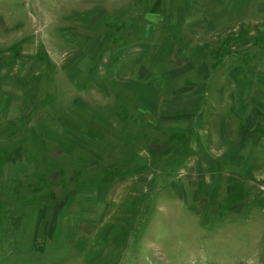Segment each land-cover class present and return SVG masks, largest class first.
<instances>
[{"label":"rangeland","instance_id":"1","mask_svg":"<svg viewBox=\"0 0 264 264\" xmlns=\"http://www.w3.org/2000/svg\"><path fill=\"white\" fill-rule=\"evenodd\" d=\"M223 93H264V0H0V264H264V130L201 155Z\"/></svg>","mask_w":264,"mask_h":264},{"label":"crops","instance_id":"2","mask_svg":"<svg viewBox=\"0 0 264 264\" xmlns=\"http://www.w3.org/2000/svg\"><path fill=\"white\" fill-rule=\"evenodd\" d=\"M184 47L181 48V53L177 54L180 58H184L186 57V62L187 64L183 63V64H179V62H175V66H169L171 69L168 71H153L151 72L149 68H145V67H141L139 70V73L137 74L138 77V85L136 86V89H134L137 93H139L140 97L142 98L141 95L143 96H147V95H151V97L147 96L148 98H150L149 100L150 103H147L146 100L144 98L143 101L146 102V105L150 106L152 105V108L156 106L157 101L153 99V94H156L159 89L158 86L160 87V83L162 81V75H166V74H186V71L188 68H190L191 66V62L192 60L188 59V54H186L184 52V49L188 50V42L185 44L184 43ZM178 58V57H177ZM200 59H202V57H200ZM169 62V61H168ZM180 65L178 67H176L177 65ZM198 64H200V68L202 69H207L206 68V64L204 63V61L202 60L201 63L198 62ZM152 68V66H150ZM176 68H179L180 70H177ZM153 70V69H152ZM154 75L155 79L148 82L146 85H142L140 84L142 81L141 80H146V78L150 75ZM161 78V79H159ZM189 78V76H188ZM136 82V83H137ZM147 82V81H146ZM135 86V85H134ZM205 88V84L199 85V86H195L193 88V90L191 91L192 93H189L188 95H183L182 96V92L184 89H181L180 93L177 94L176 96H182L183 97H187V99H190L187 104V106L185 107H181L180 109L176 110L175 112L179 111L181 113H178L180 115H182V112L184 109H187L190 111V113H193V111L196 110V108L200 105L201 100H200V96L199 92ZM219 94V93H217ZM222 94V93H220ZM223 96V101H228L229 102V97H230V102H229V107H231L232 109L230 110L232 117L230 118V121H223L222 123L216 119V114L218 111V113H221L222 111L225 110L224 106L220 103V97ZM221 96H216V100L214 101L215 105L213 107V112L214 115H211L209 118V124L210 127H212V131L210 134H212L210 137L212 139V142L215 141H220V144L224 149V151L222 152L221 155H219L220 158H218L214 153H201V155L203 154V156H207L210 157V159L212 160L211 162L213 164H217V165H225V164H237L239 166V164H243V161L241 163V160H243V155H241L240 153V149L241 147L245 144V143H249V145L251 143H253L254 145V141L256 139H254V136H256L257 134H261V133H257L258 131H263L264 130V93H261L260 97L258 98V94L256 95H252V94H229V93H223V95ZM168 102V101H167ZM165 102V103H167ZM191 102V103H190ZM236 102H238V104H236ZM160 105V102H159ZM162 113L164 114L163 118L166 115H170L172 114L171 111L169 112V110L164 106V104L162 105ZM234 112H236L234 114ZM170 113V114H169ZM186 113V111H185ZM192 116V115H191ZM180 117V116H179ZM190 118V117H189ZM189 118L187 120H178V121H173L170 122L171 123H177V124H182L181 126H178L179 128L183 129V128H188L190 125V122L188 121ZM169 123L168 121H166L164 124ZM184 124H188L186 126H183ZM164 126V125H163ZM178 127H173V128H164V129H171L173 130L174 128ZM204 131V130H203ZM202 131V132H203ZM182 132V131H181ZM214 132H216V134H218L216 137L214 135ZM222 136H227L229 138H231V141L228 140H223L221 138ZM262 135V134H261ZM259 136L258 140H260L261 142L258 144L260 146V148H264V136ZM53 137V136H52ZM200 155V156H201ZM226 156V160H221V157ZM256 159L260 158V159H264V152H262L261 154H258L254 156ZM238 171H240V169H238ZM237 171V172H238ZM242 171H245V169H242ZM241 173V171H240ZM1 192L4 191V189H0ZM1 195V193H0ZM17 197V196H15ZM44 218V217H43ZM45 220V218H44ZM46 227H48L47 223H46ZM45 227V228H46Z\"/></svg>","mask_w":264,"mask_h":264},{"label":"trees","instance_id":"3","mask_svg":"<svg viewBox=\"0 0 264 264\" xmlns=\"http://www.w3.org/2000/svg\"><path fill=\"white\" fill-rule=\"evenodd\" d=\"M16 199H14V201H15ZM3 205V204H2ZM1 204H0V206H2Z\"/></svg>","mask_w":264,"mask_h":264}]
</instances>
